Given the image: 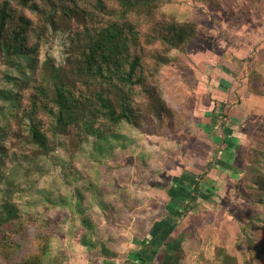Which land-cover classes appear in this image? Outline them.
<instances>
[{
	"label": "rangeland",
	"instance_id": "rangeland-1",
	"mask_svg": "<svg viewBox=\"0 0 264 264\" xmlns=\"http://www.w3.org/2000/svg\"><path fill=\"white\" fill-rule=\"evenodd\" d=\"M42 5L39 15L23 12L34 19L37 52H0V239L4 231L11 239L13 231L26 229L32 248L39 235L48 248L46 264L85 258L140 264L132 258L142 239L165 219L182 247L178 264H264V236L252 222L255 206L229 197L244 163L251 169L241 185L263 183L264 0H153L157 13L147 22L138 15V30L148 32L160 18L194 28L179 47L153 48L155 59L166 58L147 69L148 83L166 104L163 120L149 118L139 128L121 122L104 136L96 125L88 132L73 129L57 135L48 156L20 137L10 140L9 128L20 132L12 97L18 83L35 79L47 61L56 71L68 66L83 19L77 14L72 24L63 23L55 18L60 4ZM20 121L25 136L28 118ZM197 181L199 194L190 200ZM242 186L245 198L261 191ZM5 208L16 220L5 222ZM173 253L162 243L151 264Z\"/></svg>",
	"mask_w": 264,
	"mask_h": 264
},
{
	"label": "trees",
	"instance_id": "trees-1",
	"mask_svg": "<svg viewBox=\"0 0 264 264\" xmlns=\"http://www.w3.org/2000/svg\"><path fill=\"white\" fill-rule=\"evenodd\" d=\"M17 1L18 5L14 6L9 0H0V52L22 57L37 52L34 19L23 12L39 15L43 10L42 1L46 0ZM54 3V6L60 4L55 18L59 16L63 23L72 24L75 15L82 16L81 38H72L74 45L70 48L66 68L63 66L56 71L47 61L35 79L18 83L12 99L20 132L9 128L10 140L15 143L20 137L36 146L41 155L48 156L56 147L57 135H69L73 129L88 132L96 125L104 136L114 132L121 122L137 128L149 118L160 123L167 108L157 90L148 83L147 69L156 60L166 58L159 54L155 59L153 48L158 43L179 47L187 36H192L194 28L160 18L149 23L148 32L138 30V15L147 22L157 13L153 0H54ZM220 113L226 117L224 112ZM21 116L28 118L25 136L21 134ZM240 133L244 134V130ZM262 182L264 184V178ZM193 189L190 200L197 199L198 181ZM169 214L166 210L165 217ZM5 215L7 223L16 220L15 213L8 208ZM171 225L163 219L162 224L148 232L132 259L140 264H151L156 248L164 243L174 253L164 255L161 264H178L183 251L180 241L170 237L175 228ZM13 232L11 239L2 232L0 264H46L48 248L42 237L38 235L40 243L29 248L26 229L18 228ZM218 250L221 254L222 250Z\"/></svg>",
	"mask_w": 264,
	"mask_h": 264
},
{
	"label": "crops",
	"instance_id": "crops-1",
	"mask_svg": "<svg viewBox=\"0 0 264 264\" xmlns=\"http://www.w3.org/2000/svg\"><path fill=\"white\" fill-rule=\"evenodd\" d=\"M263 9V8H262ZM248 90H249V92H252L249 88H248ZM251 94V96H254V93L252 92V93H250ZM258 97V96H257ZM244 167L240 170V172L242 173V174H240V177L242 176V175H245V172H247V171H249L251 168H250V166H248L247 164H245L244 163ZM234 167H236V165H233ZM232 166V167H233ZM233 167V168H234ZM229 168H231V166H229ZM228 168V166H224V168H222V169H224V171H225V173L224 174H226V175H229V174H231V170ZM240 169V168H239ZM212 170V169H211ZM240 177H239V179H240ZM263 178H264V176H263ZM239 179L237 180V181H235L234 182V184L233 185H235L234 187H230V189H232V192L230 193V195H232V193H233V195L234 196H229L230 198H232V197H236V199L238 200L237 201V203L239 204V201H240V203H244V204H246V203H248L249 205L250 204H252L253 206H255V210H256V214L255 215H253L254 217L252 218V222H255L256 224H258V222H259V227H257V225H255V226H253V227H255V230L258 232V233H260V234H262L263 236H264V223L262 222V220H264V195H262L261 196V193H264V184H260V183H257V185L256 184H252L251 183V185H248V187L247 186H242L241 185V183L239 182ZM230 180V179H229ZM229 180H227L228 182H229ZM214 183V182H213ZM219 183H220V180H219ZM230 183V182H229ZM256 183V182H255ZM236 185H238L237 187H236ZM243 187V191H247L248 189L247 188H249L250 186L251 187H253V188H255V189H257V190H261V191H258V193L256 192V196H257V198H255L254 196H253V191H250V194H249V196L248 197H242V195L241 194H239V191H240V188H241V186ZM218 186V185H217ZM229 189V190H230ZM243 193V192H242ZM260 194V195H259ZM233 199V198H232ZM235 199V200H236ZM243 200H245V202L243 201ZM231 201H233V200H231ZM256 205H258L260 208L259 209H257V206ZM237 206V205H236ZM248 212V210H246L245 211V214ZM237 218V217H236ZM234 221L235 222H237V220L236 219H234ZM253 227H251V228H253ZM251 228H250V225L247 227V228H245L246 229V231L247 232H249V230H251ZM263 247H264V244H263ZM260 252L261 253H263L264 252V250H260ZM74 259H75V257H73ZM67 261H71V259H68L67 258ZM171 262V261H170ZM75 263H78V264H96V262L94 263V262H92L91 260H88L87 258H85V260H83V261H78V262H76L75 261ZM61 264H68V262H66V261H63V262H61ZM98 264H100V263H98Z\"/></svg>",
	"mask_w": 264,
	"mask_h": 264
}]
</instances>
